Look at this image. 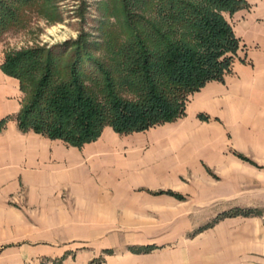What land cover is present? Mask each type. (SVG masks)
Returning a JSON list of instances; mask_svg holds the SVG:
<instances>
[{
	"label": "crops",
	"instance_id": "1",
	"mask_svg": "<svg viewBox=\"0 0 264 264\" xmlns=\"http://www.w3.org/2000/svg\"><path fill=\"white\" fill-rule=\"evenodd\" d=\"M244 1L225 14L239 40L230 72L191 94L184 115L144 131L105 126L81 147L21 132L19 81L0 69V117H9L0 132V244H16L4 251L9 264L55 259L75 242L90 248L82 264L95 249L112 250L101 264H264L262 216L199 230L197 215L237 206L238 181L250 191L252 174L264 178L235 156L251 153L264 165V3ZM145 246L153 249L131 251Z\"/></svg>",
	"mask_w": 264,
	"mask_h": 264
},
{
	"label": "trees",
	"instance_id": "2",
	"mask_svg": "<svg viewBox=\"0 0 264 264\" xmlns=\"http://www.w3.org/2000/svg\"><path fill=\"white\" fill-rule=\"evenodd\" d=\"M23 1L0 0V36L18 23ZM245 6L155 0L136 18L127 14L123 34L101 47L65 42L6 53L0 69L18 79L22 93L19 130L81 147L105 126L129 134L176 120L191 94L230 72L239 40L225 14ZM101 50L99 59L93 53ZM8 119L0 117V132Z\"/></svg>",
	"mask_w": 264,
	"mask_h": 264
},
{
	"label": "rangeland",
	"instance_id": "3",
	"mask_svg": "<svg viewBox=\"0 0 264 264\" xmlns=\"http://www.w3.org/2000/svg\"><path fill=\"white\" fill-rule=\"evenodd\" d=\"M152 1L155 0H25L20 3L18 23L0 36V54H3L4 58L5 54L9 52L32 47H50L65 42H69L70 45L75 42H85L92 48L101 47L106 44L109 36L123 34L124 28H126L127 14L136 18L142 14L141 8L146 2ZM261 2L264 3V0ZM259 22L264 24V12L260 16ZM72 50L70 49V52ZM104 52L101 50L93 54L102 59L105 56ZM235 156L255 169L264 171V165H260L254 160V154L245 155L236 150ZM209 173L217 179L211 170ZM245 189L248 190L246 193ZM237 191L239 192L237 196V203L239 204L237 206L223 212L204 211L197 213L204 218V225L199 230L203 227L212 226L224 217L242 219L243 217L262 216L264 221V207L260 205L264 204V178L258 174H252L250 191L246 182L239 180ZM165 192L179 200L185 199L184 196L172 190ZM246 199L255 201L257 205L244 207L243 203ZM195 232L196 229L189 230L187 235L191 236ZM11 246H16V244H0V264L10 263L9 254L4 251ZM66 246L72 248L64 251L60 257L55 259H28L19 264H62L67 257L75 260L76 256L78 257L76 264H82L83 251H90L89 246H84L78 242L60 245L61 249ZM145 247L134 248L131 251L148 252L153 249V246ZM110 252H112L110 249H95L89 252L87 257L85 256L88 258L87 264H101Z\"/></svg>",
	"mask_w": 264,
	"mask_h": 264
}]
</instances>
